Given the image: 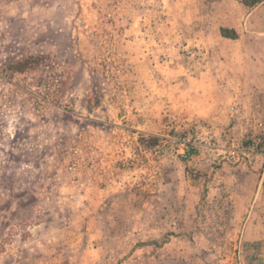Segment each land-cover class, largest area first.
<instances>
[{
  "label": "rangeland",
  "instance_id": "374dc122",
  "mask_svg": "<svg viewBox=\"0 0 264 264\" xmlns=\"http://www.w3.org/2000/svg\"><path fill=\"white\" fill-rule=\"evenodd\" d=\"M183 13H254L251 64L185 65L204 79L194 98L169 96L181 83L165 64L131 57L146 29L181 32ZM257 13L236 0H0V264H264L244 212L264 215ZM179 54L191 55L171 51L170 76Z\"/></svg>",
  "mask_w": 264,
  "mask_h": 264
},
{
  "label": "crops",
  "instance_id": "0c3cea01",
  "mask_svg": "<svg viewBox=\"0 0 264 264\" xmlns=\"http://www.w3.org/2000/svg\"><path fill=\"white\" fill-rule=\"evenodd\" d=\"M262 4H264V2L259 5ZM253 14L254 13H183L182 17L185 18L187 25L184 23V28L181 29V32L178 34H175L170 28L166 31H162V34L159 33V31L154 32L153 29H146L141 33L142 35L137 37L141 40V46L137 47L138 45L136 44V48H134L135 57L131 54L133 61L136 62L134 66L144 64L148 67L158 65L164 67L165 64L167 66V70L164 71L168 74H162L163 80L178 81V83H181V88H179L181 93L178 92L175 93V95H171L169 92V96L194 98L197 97V93L202 95V93L197 90V87L195 88L194 86L205 88V85L203 84L204 79H201L199 75H196V77L189 76L187 71L184 70L185 65L193 63L196 67H207L210 71H215V67H217L218 64L219 66L227 67L229 65L234 67L238 66L237 62L241 64V60H246L245 64H241V66L244 65L247 68V66L251 64V56L249 55V52L245 51L248 50L247 44L251 40L249 26L252 23L251 16H253ZM257 19L259 24L258 29L257 31L252 32L257 34L256 40L259 42L261 47L264 48V25L262 26L264 23V13H257ZM218 22L220 23L219 25H217ZM222 27L236 29V31L240 34V37L238 39H233L223 36L221 33ZM239 42L243 43V45L241 46V49H236ZM157 45L158 47H155ZM171 51L173 55L176 51H182L184 55L191 54L190 56H187V58H181V54H179L181 63L180 67L182 68L183 66V69L180 68V73L174 76H170V61L168 60V55H170ZM240 53H242L243 56H247V59L239 56ZM163 54L167 56L165 59L161 57ZM132 77L138 80L148 79V77H140L137 73L132 74ZM164 94L165 93L161 94V96H163V99L160 100L161 103H153L154 107H157L158 105L159 107L160 105H165L166 100L164 97L166 96ZM153 99L155 100V98ZM195 112L201 113L202 111L195 110ZM261 211H263V209L255 208L253 206L252 208L247 207L246 211H244L245 214H248L246 215L247 222L245 225L246 235L248 238L255 237L258 239H264V215ZM235 220L238 221L237 218H235ZM256 226L258 227V233L257 235H254V231L252 230V232L251 229Z\"/></svg>",
  "mask_w": 264,
  "mask_h": 264
},
{
  "label": "trees",
  "instance_id": "16d2710c",
  "mask_svg": "<svg viewBox=\"0 0 264 264\" xmlns=\"http://www.w3.org/2000/svg\"><path fill=\"white\" fill-rule=\"evenodd\" d=\"M237 1L241 2L242 4L250 8L256 7L264 2V0H237ZM221 33L223 36L228 38L238 39L240 37V34L236 31V29L233 28L222 27ZM38 59H39L38 56L31 55L28 58L14 64L12 68L17 71H25L27 70V68L32 66L34 62L38 61ZM141 141L146 147L154 148L160 143V138L155 135H151L149 139L142 138Z\"/></svg>",
  "mask_w": 264,
  "mask_h": 264
},
{
  "label": "built area",
  "instance_id": "2783aa9c",
  "mask_svg": "<svg viewBox=\"0 0 264 264\" xmlns=\"http://www.w3.org/2000/svg\"><path fill=\"white\" fill-rule=\"evenodd\" d=\"M175 116L173 115V118H174ZM198 127H200V125H198ZM183 154H190V148H187V150L186 151H184V153Z\"/></svg>",
  "mask_w": 264,
  "mask_h": 264
}]
</instances>
